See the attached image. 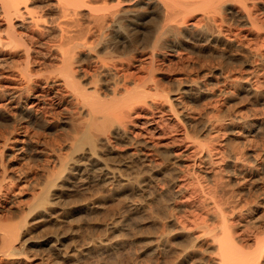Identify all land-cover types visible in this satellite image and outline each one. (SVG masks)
<instances>
[{
  "label": "bare ground",
  "instance_id": "6f19581e",
  "mask_svg": "<svg viewBox=\"0 0 264 264\" xmlns=\"http://www.w3.org/2000/svg\"><path fill=\"white\" fill-rule=\"evenodd\" d=\"M150 20L154 21L152 41H138L143 24ZM240 33L261 37L258 48L243 45ZM141 47L146 49L143 61L141 53L137 60L133 59ZM185 50L187 55H197L191 62L201 63L203 57L216 66L208 67L203 78L181 74L174 78V91H166L155 72L159 68L157 60L164 63L163 59L174 53L183 57ZM203 50L208 53L202 54ZM252 50L256 55L264 52V0H0V93L4 96L0 116L11 121L9 135L0 139V190L14 180V175L7 172L6 151L11 157L15 151L24 152L26 145L37 144L34 125L41 123L36 127L41 131L52 128V132L56 126L64 131V144L57 147L51 143L49 152L40 149L41 183L36 182L29 192L32 201L25 208L27 216L41 223H55L57 214H61L57 199L82 190L101 197L97 201L98 197H93L88 207L91 211L100 210L114 196H149L148 200L154 201L165 195L159 183L170 184L181 201L194 198L195 210L183 222L167 218L168 214L160 215L171 225L172 237L165 231L151 241L155 243L154 250H162L166 244L177 245L174 260L168 264H264V192L248 200L244 209L239 208L238 199L215 195L221 190L218 180L227 167L233 170L238 185L246 179L250 183L264 180V107L253 109L257 119L251 116L240 123L247 133H243L240 146H249L250 151L240 148L226 160L222 143H218L223 127L220 118L209 115L198 123L194 111L187 107L215 96L213 87L208 86L234 80L237 53L244 54L249 67L254 64L264 68L261 58L258 64L251 61L255 56ZM86 58H92L97 65H84ZM143 63L148 65L146 71L140 69ZM3 80H16L18 86L13 82L15 87L10 89L8 84L6 88ZM263 83L247 79L243 87L258 95ZM260 103L264 105V100ZM234 126L231 123L224 129L232 131ZM260 132L261 145L257 141ZM201 179L218 187L209 192L208 199L206 192L203 199L194 196L200 194ZM190 182L195 187L190 188ZM77 185L82 188H74ZM5 192L0 191V264L6 260L32 264L28 260L33 257L25 256V249L33 242L27 220L19 217V221L8 223L2 219ZM126 201V216L139 211L152 214L146 202L141 206L139 202ZM243 220L253 228L250 234L241 230ZM111 224L109 230L118 228ZM51 233L41 238V245L51 250L45 258L41 256V264H58L67 258L79 264L89 249L110 246L98 239L89 248L62 249L58 233ZM198 255L199 260L192 259Z\"/></svg>",
  "mask_w": 264,
  "mask_h": 264
},
{
  "label": "rangeland",
  "instance_id": "374dc122",
  "mask_svg": "<svg viewBox=\"0 0 264 264\" xmlns=\"http://www.w3.org/2000/svg\"><path fill=\"white\" fill-rule=\"evenodd\" d=\"M151 22H153V23H151ZM143 25L145 27L142 30V32H140L138 34V36L136 37V38H138L137 40L138 41H144V40L150 39L152 41L153 38H152V32L151 31H152V28L154 26V21L153 20L147 21ZM243 34H246V33H243ZM252 35L253 34L248 33V35L245 37L244 35H242L240 33L239 40L245 46H247L249 44L247 47H251L253 45L251 47L252 49L254 47L258 48L257 45L259 44V40L261 39V37H259L260 38L259 39L256 36H254V35L252 36ZM241 36H243L245 38H242ZM244 39H245V41H248V42H245ZM142 48L143 47L138 49L140 51V52L138 51L139 53L138 52L134 53V54H136V56L134 55L135 58H133V59L137 60V57L141 56V57H139L141 60V58L144 57L143 52H145L146 49L142 50ZM244 50H246V49H244ZM203 51L204 52H202V54L208 53L207 50H203ZM251 53L252 54L255 53V56H254L255 58L254 57H253V59L251 58L252 59L251 61L256 60L255 62L257 64L263 62L262 64L264 66V61H261V60H264V56H263L264 52H263V54L262 53L260 54L258 52V54L260 56L262 55L263 57L262 56L258 57L259 55L257 54L258 55L257 56L256 52H254L253 50ZM182 54L183 55L186 54V55H184L183 57H178L175 55V53L171 56L169 55V56L165 57V59H163L164 63L162 62V60H157L159 66H157V65L156 66L159 68L156 69L155 72L158 73L156 75L159 76L160 79H162L159 82L160 86L162 85L161 87L164 88V90H166V91H168V90H170L169 92L174 91V89H175L174 78H177L178 76L181 77V74H188L189 73V75H191V76H193L192 74H194V76L197 75L198 78H201L203 76L202 73L206 72L208 67L211 68V66L213 65L212 63L209 62V60L206 61L205 58H203V57H201L203 60H201V58H199L201 60V63H196V62H194V60H192V62H191V59H194L195 57H197V55L195 53L193 54V56L191 53H189V55H187L188 54L187 50H185V52H182ZM241 54L242 53H237L235 56V59L233 61V65L235 67L234 69L236 71L233 70V73H232L234 80L229 82L232 86L229 85V83L225 84L222 82H220V84L216 83L214 85L208 86L210 88L213 87L212 89L215 90V91L214 90L213 91L216 92L215 96L214 95L211 97L208 96L207 99L208 98H210V99H208V100L206 99L207 101L204 100L203 102L197 101L198 103H196V102L191 103L193 105H191L189 102L190 105L187 106L188 108L189 107L191 108V109L190 108L189 109L192 110V112L194 111L193 115L196 116L195 121L198 123L200 120H201L200 122L205 121L211 115L216 119L220 118L219 120H220V123L222 124L223 127H222V131H220L221 133L219 132V134H218V140H219L218 143L219 142L222 143L221 148H222V151L224 150L223 151L224 156L226 157L225 160L228 158V156H232L242 149L240 146V143L244 140V136H245L244 134L246 133V131L244 130L245 127H240L241 126L240 123H242V121L244 119H248V117L250 118L251 116L252 117L254 116V118L257 119L258 115L257 114L253 115L254 114V113H252L253 109L255 110L258 108V110H260L262 107H264V105H261V103H260L264 100V83H263V87L262 86H261V88L259 87L262 92L258 95L249 93L243 87V84L247 82V79H251V80L258 79L259 81H264V71H263L264 68L257 66V65H254V64H252L253 65L252 67H249L247 64H245L246 63L245 59H247V58L244 56V54H242V56H241ZM185 56H186V58L189 59V61L186 62ZM172 57H174V58H172ZM256 57H258V58H256ZM139 58H138V61H140ZM168 58H170V59H168ZM259 58H261V60ZM257 59H259V60H257ZM169 60H171L170 63H169ZM243 60H244V63H242ZM141 61H143V60H141ZM203 61H204L205 67L207 66L206 68L204 67V65L202 63ZM205 62H207V63H205ZM95 63H96V61L95 60L93 61L92 58H86L83 61L84 65L87 64L86 66H90V67L93 65L96 66L97 63L96 64ZM193 63H196L195 66H193ZM156 64H157V62H156ZM235 64H236V66H235ZM214 65L212 67H214ZM242 65H243V67H242ZM146 66H148V65L146 63H143L141 65L142 68H140L141 71H146L145 70V69H147ZM236 67H237V69H236ZM3 70H4V72H6L5 69H3ZM256 71H257V73L254 74V72H256ZM1 72H2V70H1ZM198 75H200L201 77ZM15 81L16 80H6V81L3 80L4 83L3 82L2 83H3V85H6L5 86L6 88H7V85L9 84L8 88L11 89V87H15V85L18 86V83L15 84L16 83ZM236 81H237V83H236ZM13 82L15 85L13 84ZM215 85H216V87H215ZM222 88H224V90L225 89L226 90L224 91ZM218 90H221V92L220 91L218 92ZM2 97L4 98V96H2L0 93V100L3 99ZM1 101H3V100H1ZM4 102H6V101H4ZM199 105L201 108H199ZM212 105H215V106H213L214 110L211 108ZM202 106L203 107L205 106V108H203ZM192 108L197 109V110H194ZM201 109L203 110L204 113L207 111L206 114H204L203 112H200V113L196 112V111L199 112ZM211 112H212V114H211ZM200 116H202L203 118ZM7 118L8 117L4 118L2 116V119H1V116H0V139L1 140H2V138L7 137L9 135V131H11V127H10L11 121ZM259 118L260 117H258V119ZM210 119H213V118H210ZM231 123H232V126L235 125L234 126L235 128H233L234 130H232V131L227 130L228 131L227 132L226 129H224V128L227 127V125L231 124ZM38 125L41 126V123L34 125L33 127H35V129L34 128L32 129L34 139H36V141H38L37 144L32 143V144L26 145L27 149H25L24 152L18 153V151H15V153L13 155H11V157L8 156L9 152L6 151V153H5L6 158H8V160H9L8 166H7V169H8L7 172H9L10 175H14V180H13V183H11L8 187H6V189L4 187V189L2 188V190H0V191L5 190L6 191L5 195L7 196L5 198L6 199L5 202L3 201L4 203H2L3 205H6L5 206L6 210H4L2 213L3 221H6L8 223H13V222H17V219L19 221L20 218L26 219L27 220V221L25 220L26 224H29L27 226L31 228L30 229L31 233H29L30 234L29 236H30V240H32L33 242H30L29 247H27V249H25L27 252V254H25V256L26 255L30 256V259L33 257L32 258L33 260L32 259L28 260V261H30L29 263L41 264V256H43L45 258V256L48 253H51V250L49 249L48 245H46V246L41 245V238L45 237V234H46V236L50 235L49 233H51V232H54V233L57 232L58 235L60 236L61 241H60V245H59L60 247L59 248H62V249L67 248L69 250L70 247H71L70 249L77 248L75 250L81 249L83 247L89 248L92 245L91 243L96 244L100 239H102V241H105L106 243L110 244V246L106 249L105 248L104 249L99 248L98 246L95 247V249H89V251L87 253L88 255L86 254L87 256L85 255L86 257L84 256L83 259L80 260L79 264H81V263L82 264H155V263L156 264H168L169 263L168 261L174 260L173 259L175 256L174 254L178 248L177 245L175 246L174 244H172V246H171L170 244H166V246H164V248H162V250H161V248L154 250L155 249L154 248L155 243L153 244L152 241L155 239L153 241V242H155L156 238L159 235L163 234L165 231L166 232L168 231V233L165 232V235L166 234L168 235L170 233L172 234V232H173L171 225H168L162 217H164L166 214H168V215H166L167 218L168 217L169 218L170 217L177 218L178 221L180 220V222H183V220H186L185 218L189 216L188 214L193 213L191 211L195 210L193 208V205L195 204V202L193 201L194 200L193 197H192V200L190 198L187 201H181L180 199L176 198L175 193H174L175 188H173V186L170 184L161 185L162 183L161 184L159 183V187L162 188V191H164L165 195H163L164 197L160 196V198L159 197L156 198V200H154V201H151L149 198V200H150V202H149V200H148L149 196H144V197L138 196L137 197V195H134L135 197H132L133 195H131L130 198H128V196H129V194H128L126 196L127 199L124 198L125 196H121L120 198L114 196V198H112L111 200H106V202L103 204V207L100 210L96 209V210H91V211H89L90 209L88 207H91L90 205H92V202L94 200L93 197L99 198V199L95 198L96 201L100 200L101 197H99L97 195H92V194L90 195V192L86 193L82 190L80 192L78 191L77 194H75V192H74V194L73 193L71 195L68 194V195H65L64 197L61 196L59 199H57L58 206L61 207V208H59L58 213L61 212V214H57V217L58 216L59 217L57 218L58 221L55 223H51V222L50 223L49 222L41 223L40 219H32V216L30 217L29 214L27 216V214L25 212L26 211L25 208L28 205V203H30L32 201V199H31L32 196L30 194L31 188L36 187V185L38 183H41L40 177H41L42 160H41V150L40 149L42 148V150L44 149L45 151L49 152L51 143L57 147H58V145H59V147H63L62 145L64 144V140H63L64 137L62 136V134L64 132V131H62L63 129L58 128V130H57L56 129L57 127L53 126V132H52V128H49V130H51V131H49L48 129H46L45 131H41V128L36 127ZM261 128H262L261 132H264L263 131L264 125ZM54 129H56V130H54ZM59 129L61 131H59ZM54 131H56V132H54ZM231 132H233V133H231ZM261 132H260V134H257V141L259 142V145L262 144V141H261V134L262 133ZM237 133H240L238 135H242V136H238ZM1 136H3V137H1ZM41 136H43V137H41ZM258 137H259V139H258ZM45 142H46V144H45ZM60 143H61V145H60ZM47 144H49V145L47 146ZM52 144H51V146H52ZM45 145H46V147H45ZM237 149H239V150H237ZM242 150L250 151V148H249V146H244V148ZM221 166L224 167V163ZM208 167H210V166H208ZM208 167H205L204 169H206V170L208 169L209 171H211L212 167H210L211 169H209ZM229 169L230 170H228V167H227L225 169L227 171H225L223 174L224 176L218 180V182L220 183V189L221 190H217V193L215 195L221 196L224 198L228 197L229 200L230 199H238V200H240L239 202L241 203V204H239V208L242 207V209H244L246 207V205H248V203L252 201L251 199H254V196L257 198L258 196H261L262 192H264V183H263L264 180L263 181L259 180V182L256 181V183H254V182L250 183V180L246 179L245 181L240 182V184L238 185L234 182L233 170L231 168H229ZM226 172H229L228 173L229 177H227ZM0 175H1V173H0ZM204 180L205 179H201V188L202 189H199L200 194L197 192L194 195L195 197L199 196L200 199H203V197L205 198V196L207 197L206 199H208L209 195L211 197V194L209 192L213 193L212 190L218 188L213 183L208 184V181L204 182ZM36 182H37V184H36ZM191 183L192 182H190V185H189L190 188L195 187V185H193ZM191 185H192V187H191ZM74 188L80 189L82 187L77 185V187L75 186ZM201 191H202V193H201ZM218 191H219V193H218ZM204 192H206V194ZM204 194H205V196H204ZM145 197L147 199H144ZM123 198H124V200H123ZM138 198L143 202V204H142V202H140L138 200ZM248 200H249V202H248ZM78 201L80 203H78ZM89 201H91V202H89ZM125 201L126 202L129 201V203L130 202H133V203L139 202V204H141V206L142 205L144 206V204L146 202L147 204H145V205L146 206L148 205V207L150 209V210L149 209L148 210L151 211L152 214L153 213L154 214L149 215L150 212L147 213L146 211H143V212L139 211V212L131 213L128 216H126L127 215L126 211L123 212V203H125ZM155 201L158 203H156ZM171 201H174L175 204H173V202L171 203ZM81 202H82L83 206L81 205ZM98 202H101V201H98ZM246 202H247V204H246ZM181 203L183 204L182 206H181ZM160 204H162V205H160ZM166 204H169V205L165 206ZM158 205L161 206V208H160L161 211H160ZM146 206H145V208H148ZM153 208H154V210H153ZM167 208L169 209V211L167 210ZM62 210L64 212H62ZM92 211H94V212H92ZM162 211L163 212L165 211V212L162 214ZM209 211H211V210H209ZM141 214H142V216H141ZM156 214H158V216ZM184 214H185V216H184ZM160 215H162V217ZM24 216H26V217H24ZM147 216H149V217L153 216L155 221L152 217H150L151 218L150 219ZM210 221H212V220H209L208 222L211 223ZM112 222L114 224L118 225V228L111 231V230H109V227L112 225L111 224ZM123 222H124V224H123ZM125 223H126V225H125ZM103 225L107 226V227H104ZM124 226H125V229H123ZM240 227H241V230L243 232H245L246 234L251 233L250 229H252V232L254 231L253 228H251V225H249L247 223V221L244 222V220L241 221ZM124 232H125V234H124ZM140 232H142V233H140ZM126 233H128L127 236H126ZM171 234H170V238L172 237ZM123 239H125V240H123ZM151 239H152V241H151ZM122 240H123V242H122ZM88 245H90V246H88ZM107 249H109V250H107ZM160 250L163 252H161ZM200 258H201V256L198 255L192 259L193 260H199ZM5 262L6 263H3V264H28V262H23V261L20 262L19 261L18 263H16L17 261L15 262L12 260H6ZM44 262H46V261H44ZM76 262H78V261L69 260L67 258V259H63L62 262L60 260L57 263L58 264H60V263L61 264H77Z\"/></svg>",
  "mask_w": 264,
  "mask_h": 264
}]
</instances>
